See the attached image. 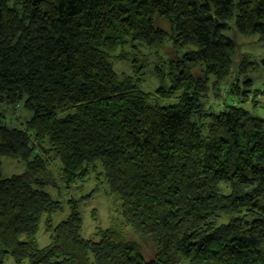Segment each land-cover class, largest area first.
<instances>
[{
	"label": "trees",
	"instance_id": "obj_1",
	"mask_svg": "<svg viewBox=\"0 0 264 264\" xmlns=\"http://www.w3.org/2000/svg\"><path fill=\"white\" fill-rule=\"evenodd\" d=\"M231 28L264 41V0H0V106L27 113L21 126L0 113V157L25 164L0 170V264H264V119L242 105L264 88L225 86L244 66L232 71ZM168 45L143 90L136 52ZM92 174L117 222L88 239L78 202L95 189L54 224L62 203L43 187Z\"/></svg>",
	"mask_w": 264,
	"mask_h": 264
},
{
	"label": "rangeland",
	"instance_id": "obj_2",
	"mask_svg": "<svg viewBox=\"0 0 264 264\" xmlns=\"http://www.w3.org/2000/svg\"><path fill=\"white\" fill-rule=\"evenodd\" d=\"M155 25L161 29L167 31L169 30L168 22L162 18H156ZM228 34L234 37L237 44L236 51L233 56L234 67H232V71L233 69L236 71L242 60L244 61V66L238 76H235V72L231 73L229 78L226 80L227 85L225 86L229 88V84L236 81L235 78H237L240 89L247 88L249 90L248 93H251L255 89L262 90L264 88V41H259L256 36L239 35L234 32L232 28ZM126 50L132 52L128 48H126ZM166 52L173 53V50L169 45L164 49H160L158 52L159 55H153V51L146 48H140L139 51L136 52V57L138 58L136 64L140 65L143 62L144 65L141 71V78L143 80V85L141 86L143 90H153L157 87L158 84L152 76L151 69L153 68V65H155L154 63L158 60V57L156 56H162L165 58ZM126 62L127 61H114L113 66L118 73H131L133 70L131 68V64ZM157 63L159 64V62ZM246 79L249 80L248 84L243 83ZM224 87L222 94L225 95L227 88ZM257 99L260 100V102L255 106H253L250 101L242 105L244 108L248 109L250 114L264 119V95H258ZM227 100L232 101L233 98L231 99L229 97ZM210 102L216 106L221 105L222 103L221 99L215 100L211 97ZM217 110L219 109H216V111ZM0 113L2 114L3 123L14 126H21L25 118H27V113L20 107V105H17L14 108L2 105L0 106ZM0 162L2 177L21 174L25 171L24 162L15 158L2 156L0 157ZM54 174H56L55 169L52 167L51 175ZM92 175L93 178L85 184L79 186V181H77L78 184L75 183L69 187L65 186V184L62 183L56 175L53 177L54 180L52 185L43 187V189L49 192L55 200L62 203V209L52 216L54 224L67 216L69 211L67 201L70 198L78 199L81 195L95 189V192L90 196V198L78 202V210L83 220L81 234L83 237L88 239L95 238L94 233L97 228H106L112 223L117 222L115 219V205L112 203L113 201L111 197L106 195V184L101 182V180L96 179L94 174ZM223 186L224 184H222L221 188H223ZM222 220L225 222L227 219L222 218ZM125 234L127 239L135 242L139 246L145 260L148 261L153 258V248L149 239L140 237L129 228L125 229ZM37 240L39 246H44L48 243L47 236L44 234L41 226L37 233ZM6 264H12L10 257L7 259Z\"/></svg>",
	"mask_w": 264,
	"mask_h": 264
}]
</instances>
